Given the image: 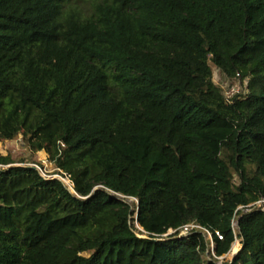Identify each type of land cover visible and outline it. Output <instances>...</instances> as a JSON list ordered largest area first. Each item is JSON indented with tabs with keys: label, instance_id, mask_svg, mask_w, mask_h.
I'll return each instance as SVG.
<instances>
[{
	"label": "trees",
	"instance_id": "16d2710c",
	"mask_svg": "<svg viewBox=\"0 0 264 264\" xmlns=\"http://www.w3.org/2000/svg\"><path fill=\"white\" fill-rule=\"evenodd\" d=\"M80 3L0 0V140L74 184L0 154V264H264V0Z\"/></svg>",
	"mask_w": 264,
	"mask_h": 264
},
{
	"label": "built area",
	"instance_id": "2783aa9c",
	"mask_svg": "<svg viewBox=\"0 0 264 264\" xmlns=\"http://www.w3.org/2000/svg\"><path fill=\"white\" fill-rule=\"evenodd\" d=\"M245 79L240 73H237L235 78L232 80L223 76L222 85L220 87L223 90V94H224L227 104H234L236 100L242 99L247 94H249V80L245 81ZM56 171H59V174H54L48 178L59 179L70 191L74 190V184L70 176L63 173L60 170H56ZM120 197L123 199H126V201L132 206V209L136 210V215H137L138 207H139L138 200L136 198H131V197H123V196H120ZM251 208H261L262 211L264 212V199L257 201L253 205H250L248 209H246V211H248ZM232 228H233V232L235 236H237V231L239 229V222H238L237 217H235L234 220L232 221ZM194 232L201 233L205 237L206 241L209 243L210 250L208 252V258L216 260L218 264H224V262H226V258L232 253V249L227 255L222 256V257H218L215 254V250H214L215 238H218V240L223 239L222 235L219 232H211L209 229L199 224L191 223L177 230H170L168 234L164 235V237H168L169 235H175V234H179V237H184ZM235 243L240 244L237 238L235 240Z\"/></svg>",
	"mask_w": 264,
	"mask_h": 264
},
{
	"label": "rangeland",
	"instance_id": "374dc122",
	"mask_svg": "<svg viewBox=\"0 0 264 264\" xmlns=\"http://www.w3.org/2000/svg\"><path fill=\"white\" fill-rule=\"evenodd\" d=\"M98 1L100 0H81L79 6L80 8L88 9ZM213 71L214 82L216 85L221 86L223 75L215 67H213ZM248 80H250L249 77L245 79V81ZM0 154L3 156H11L13 159H25L30 163H36L32 164V166L37 167L43 176L50 177L54 175V173H57V169H55L54 164L50 162L48 155L44 151L37 153L32 152L25 144L22 136L12 141L0 140ZM235 183L238 184L237 178L235 179ZM71 192L74 193V190H71ZM134 225L136 229L141 230L138 224L135 223ZM232 247V253L226 258L227 262L233 261L241 250V245L239 243H234Z\"/></svg>",
	"mask_w": 264,
	"mask_h": 264
},
{
	"label": "water",
	"instance_id": "95a60500",
	"mask_svg": "<svg viewBox=\"0 0 264 264\" xmlns=\"http://www.w3.org/2000/svg\"><path fill=\"white\" fill-rule=\"evenodd\" d=\"M33 168L38 169L37 167H34V166H33Z\"/></svg>",
	"mask_w": 264,
	"mask_h": 264
}]
</instances>
